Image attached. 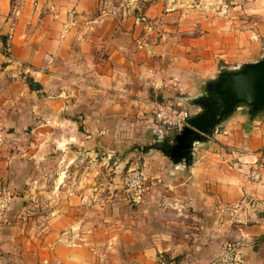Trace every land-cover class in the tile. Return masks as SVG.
<instances>
[{
	"label": "crops",
	"instance_id": "obj_1",
	"mask_svg": "<svg viewBox=\"0 0 264 264\" xmlns=\"http://www.w3.org/2000/svg\"><path fill=\"white\" fill-rule=\"evenodd\" d=\"M261 37L264 0H0V185L16 193L0 264H207L236 238L240 264H264V168L249 178L264 111L238 107L192 165L162 151L177 131L152 119L165 101L196 111ZM133 166L137 205L120 184Z\"/></svg>",
	"mask_w": 264,
	"mask_h": 264
},
{
	"label": "water",
	"instance_id": "obj_2",
	"mask_svg": "<svg viewBox=\"0 0 264 264\" xmlns=\"http://www.w3.org/2000/svg\"><path fill=\"white\" fill-rule=\"evenodd\" d=\"M190 104L196 111L189 113L170 142L161 144L170 160L185 165L194 162L191 153L194 145L207 141L238 107L248 109L251 114L264 111V50L254 61L220 70L204 83L202 91L191 98Z\"/></svg>",
	"mask_w": 264,
	"mask_h": 264
},
{
	"label": "built area",
	"instance_id": "obj_3",
	"mask_svg": "<svg viewBox=\"0 0 264 264\" xmlns=\"http://www.w3.org/2000/svg\"><path fill=\"white\" fill-rule=\"evenodd\" d=\"M141 22L146 21L144 15L137 18ZM189 110L179 104L163 102L153 109V121L163 128H173L179 131L185 124ZM264 168V152L260 153L253 162V171L249 174L251 180H257L259 175L256 169ZM120 184L124 200L130 205H137L144 199L147 190L146 177L142 167L133 166L122 172ZM15 191L5 185H0V221L5 217ZM247 245L245 238H236L223 241L216 255L207 264H240Z\"/></svg>",
	"mask_w": 264,
	"mask_h": 264
},
{
	"label": "trees",
	"instance_id": "obj_4",
	"mask_svg": "<svg viewBox=\"0 0 264 264\" xmlns=\"http://www.w3.org/2000/svg\"><path fill=\"white\" fill-rule=\"evenodd\" d=\"M25 81L27 82L29 88H31V89H35V90H39V89H40V85L37 84L36 82H34V81L32 80V78L26 76V77H25Z\"/></svg>",
	"mask_w": 264,
	"mask_h": 264
},
{
	"label": "rangeland",
	"instance_id": "obj_5",
	"mask_svg": "<svg viewBox=\"0 0 264 264\" xmlns=\"http://www.w3.org/2000/svg\"><path fill=\"white\" fill-rule=\"evenodd\" d=\"M238 1H239V4L242 5V4H244V2H249L250 0H238ZM260 44H261V46H264V37L260 38ZM165 102H169V101H165ZM170 103H175V102H170ZM179 106H181V104H179ZM184 107H185V105H184ZM152 119H153V116H152Z\"/></svg>",
	"mask_w": 264,
	"mask_h": 264
}]
</instances>
